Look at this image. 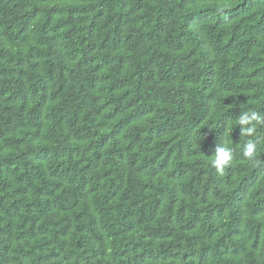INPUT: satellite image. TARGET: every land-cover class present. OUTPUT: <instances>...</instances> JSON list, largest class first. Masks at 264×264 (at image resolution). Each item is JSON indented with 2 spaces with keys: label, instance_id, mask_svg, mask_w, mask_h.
<instances>
[{
  "label": "trees",
  "instance_id": "obj_1",
  "mask_svg": "<svg viewBox=\"0 0 264 264\" xmlns=\"http://www.w3.org/2000/svg\"><path fill=\"white\" fill-rule=\"evenodd\" d=\"M252 111L264 0H0V264H264Z\"/></svg>",
  "mask_w": 264,
  "mask_h": 264
},
{
  "label": "clouds",
  "instance_id": "obj_2",
  "mask_svg": "<svg viewBox=\"0 0 264 264\" xmlns=\"http://www.w3.org/2000/svg\"><path fill=\"white\" fill-rule=\"evenodd\" d=\"M249 115L251 117V121H255L256 124L252 127L246 130L245 135H253L256 131V125H259L261 123H264V120H261L259 115L256 113V111H252L250 114L245 112L238 118V123H248L249 121ZM256 149V143L254 141H248L243 148L244 155L251 158L254 156ZM233 161V155H232V149L229 146H220L217 148L216 153L214 154V157L212 159V164L214 167L217 168L218 171L223 173L224 169L230 166V164Z\"/></svg>",
  "mask_w": 264,
  "mask_h": 264
}]
</instances>
